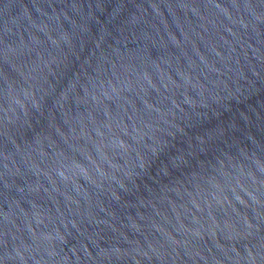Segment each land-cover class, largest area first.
Here are the masks:
<instances>
[{"label": "water", "instance_id": "water-1", "mask_svg": "<svg viewBox=\"0 0 264 264\" xmlns=\"http://www.w3.org/2000/svg\"><path fill=\"white\" fill-rule=\"evenodd\" d=\"M0 264H264V0H0Z\"/></svg>", "mask_w": 264, "mask_h": 264}]
</instances>
